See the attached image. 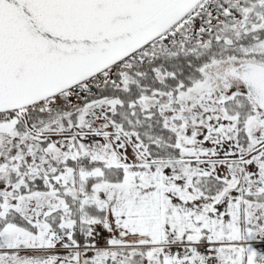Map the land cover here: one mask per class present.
Instances as JSON below:
<instances>
[{"label": "snow or ice", "instance_id": "obj_1", "mask_svg": "<svg viewBox=\"0 0 264 264\" xmlns=\"http://www.w3.org/2000/svg\"><path fill=\"white\" fill-rule=\"evenodd\" d=\"M0 264H264V0H0Z\"/></svg>", "mask_w": 264, "mask_h": 264}]
</instances>
